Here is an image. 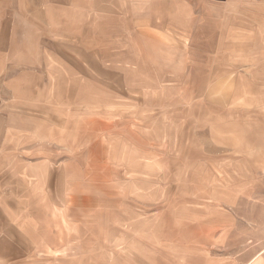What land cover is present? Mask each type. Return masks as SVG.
<instances>
[{
	"label": "rangeland",
	"instance_id": "374dc122",
	"mask_svg": "<svg viewBox=\"0 0 264 264\" xmlns=\"http://www.w3.org/2000/svg\"><path fill=\"white\" fill-rule=\"evenodd\" d=\"M188 2L195 10L164 37L176 55L164 111L107 124L124 116L115 97L121 109L102 113L106 124L84 114L46 160L4 145V174H52L47 194L28 193L25 179L13 193L17 175L0 194L46 202L36 211L51 224L42 264H264V0ZM148 78L133 103L160 86Z\"/></svg>",
	"mask_w": 264,
	"mask_h": 264
},
{
	"label": "crops",
	"instance_id": "0c3cea01",
	"mask_svg": "<svg viewBox=\"0 0 264 264\" xmlns=\"http://www.w3.org/2000/svg\"><path fill=\"white\" fill-rule=\"evenodd\" d=\"M186 1L0 0V124L6 130L0 136V194L4 176L17 175L13 193L23 191V179L33 194L49 193L53 183L51 171L47 181L33 168L4 174L2 158L10 150L28 145L26 156L12 153L19 160H46L49 145L62 143L69 124H84V114L97 113L106 124L102 113L121 109L115 97L124 100V116L107 124H147L138 115L164 111L173 97L164 82L174 78L176 62L174 38L164 37L178 30L181 15L195 10ZM143 63L157 66L156 72L144 73ZM149 74L160 86L133 103L138 80L147 83ZM84 104L93 110L84 111ZM35 202L0 196V264H42L48 255L42 246L51 224L36 215L47 204Z\"/></svg>",
	"mask_w": 264,
	"mask_h": 264
}]
</instances>
